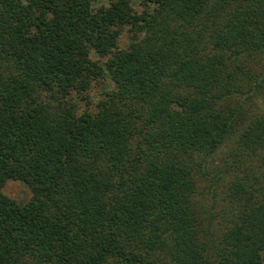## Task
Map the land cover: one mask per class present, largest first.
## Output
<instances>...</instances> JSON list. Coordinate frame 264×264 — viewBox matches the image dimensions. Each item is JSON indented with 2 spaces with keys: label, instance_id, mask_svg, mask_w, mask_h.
Listing matches in <instances>:
<instances>
[{
  "label": "trees",
  "instance_id": "16d2710c",
  "mask_svg": "<svg viewBox=\"0 0 264 264\" xmlns=\"http://www.w3.org/2000/svg\"><path fill=\"white\" fill-rule=\"evenodd\" d=\"M93 1L0 0V264H264L263 189L233 177L210 242L193 199L196 158L233 134L264 165V112L243 106L264 90V0ZM102 76L78 112L68 94Z\"/></svg>",
  "mask_w": 264,
  "mask_h": 264
},
{
  "label": "rangeland",
  "instance_id": "374dc122",
  "mask_svg": "<svg viewBox=\"0 0 264 264\" xmlns=\"http://www.w3.org/2000/svg\"><path fill=\"white\" fill-rule=\"evenodd\" d=\"M107 2L108 0L93 1L97 6L107 4ZM136 7L140 9V6ZM134 38L136 37L132 34L129 25H126L120 34L118 44L125 47ZM92 55L94 58L97 56L94 53ZM104 58L102 56L100 59ZM263 61L264 54L254 56L251 59V65L258 71L262 68ZM112 87L111 80L102 76L93 79L84 92H72L68 95L74 98L76 110L79 112L84 108L95 109L96 103L103 93ZM242 95L246 96L247 94ZM233 103L235 104V100ZM243 106L247 109V116L263 113L264 90L252 94L244 101ZM235 138L236 135L233 134L222 142L214 152L196 158V164L205 165V172L203 171L202 176L199 175V172L198 175L195 174L196 188L193 199L200 217L203 239L209 242L211 239L217 240L222 231L235 219L236 205L231 201L234 196L229 193L233 177L243 178L247 183L252 182L255 187L264 190V165L260 164L258 157L239 154L234 149ZM3 191L20 202H26L32 196L30 185L17 178H8L3 185Z\"/></svg>",
  "mask_w": 264,
  "mask_h": 264
}]
</instances>
